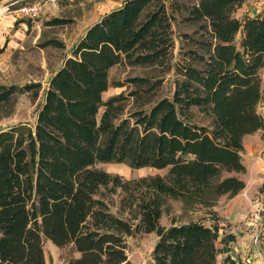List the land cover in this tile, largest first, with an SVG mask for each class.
<instances>
[{
	"label": "trees",
	"instance_id": "trees-1",
	"mask_svg": "<svg viewBox=\"0 0 264 264\" xmlns=\"http://www.w3.org/2000/svg\"><path fill=\"white\" fill-rule=\"evenodd\" d=\"M244 1L123 0L86 27L50 75L34 121L0 128V264H46L44 239L68 248L64 264H137L129 239L151 232L150 264H217L234 234L160 219L172 202L185 214L245 187L243 137L264 129V7L239 19ZM117 64L172 69L171 96L152 99L162 78L133 77L128 95L104 100L122 86L109 78ZM40 90L38 82L0 84V118L18 95L35 100ZM127 98L137 107L124 116ZM98 163L165 173L124 178Z\"/></svg>",
	"mask_w": 264,
	"mask_h": 264
},
{
	"label": "rangeland",
	"instance_id": "rangeland-1",
	"mask_svg": "<svg viewBox=\"0 0 264 264\" xmlns=\"http://www.w3.org/2000/svg\"><path fill=\"white\" fill-rule=\"evenodd\" d=\"M123 0H19L13 7V23L0 31V84L22 86L27 83L41 84L39 96L31 100L27 94L17 96L13 113L0 118V128L18 122L32 123L39 103L42 100V90L52 72L69 55L72 45L83 34L86 27L96 21L102 14L117 7ZM191 4L194 0H178ZM2 0L1 9L7 2ZM32 5L39 6L36 16L22 12V8ZM9 7V9H11ZM264 7V0H245L238 7L234 16L242 19L245 16H255ZM13 9V10H14ZM22 10V11H21ZM54 18L67 19L61 25H48L47 21ZM180 31H191L192 27L182 25ZM177 31V28H175ZM239 37V35L237 36ZM48 39H57L64 46L61 48L45 45ZM179 40L175 38L173 61L178 58ZM133 77L162 78L161 86L152 96L153 100L170 97L173 92L174 71L164 72L157 67L117 64L109 71L113 83L120 82L122 86H110L103 99L123 93L128 95L134 85L128 80ZM261 81V99L257 111L264 119V71L259 72ZM137 105L127 98L123 105V115H127ZM244 150L242 161L245 172L239 174L245 182V187L237 195L221 196L216 205L211 208L197 207L194 211L182 213L180 204L172 202L171 211L163 214L160 223L168 226L171 220L184 222L189 219L199 220L207 225H217L220 236L234 234L235 240L228 243V252L219 254L217 264H264V197L258 193V187L264 182V129L257 130L243 137ZM98 167L111 173H118L124 178L164 174L165 170L149 167L132 169L123 163H98ZM157 235L154 232L143 233L129 239V258L137 264L152 262L151 250ZM46 264H64L68 254L67 247H57L49 240H43Z\"/></svg>",
	"mask_w": 264,
	"mask_h": 264
},
{
	"label": "crops",
	"instance_id": "crops-1",
	"mask_svg": "<svg viewBox=\"0 0 264 264\" xmlns=\"http://www.w3.org/2000/svg\"><path fill=\"white\" fill-rule=\"evenodd\" d=\"M18 1L19 0H5V2L7 3L2 6L1 14H0V31L8 28L13 23L14 20L13 12L16 11L17 9H14L11 6H14V4L18 3ZM1 2L2 0L0 1V5ZM9 7H11V9H9Z\"/></svg>",
	"mask_w": 264,
	"mask_h": 264
},
{
	"label": "built area",
	"instance_id": "built-area-1",
	"mask_svg": "<svg viewBox=\"0 0 264 264\" xmlns=\"http://www.w3.org/2000/svg\"><path fill=\"white\" fill-rule=\"evenodd\" d=\"M39 6L37 5H32V6H29V7H24L22 8V12H25L27 14H29L30 16H36L38 15V12H39Z\"/></svg>",
	"mask_w": 264,
	"mask_h": 264
}]
</instances>
